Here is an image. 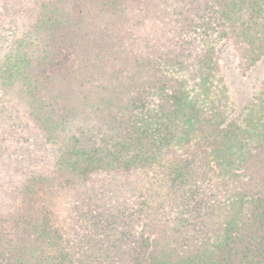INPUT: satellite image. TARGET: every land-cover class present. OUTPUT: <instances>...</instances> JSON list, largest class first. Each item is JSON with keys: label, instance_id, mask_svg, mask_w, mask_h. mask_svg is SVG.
Returning <instances> with one entry per match:
<instances>
[{"label": "trees", "instance_id": "obj_1", "mask_svg": "<svg viewBox=\"0 0 264 264\" xmlns=\"http://www.w3.org/2000/svg\"><path fill=\"white\" fill-rule=\"evenodd\" d=\"M222 40L264 57V0H0V264H264V92L214 105Z\"/></svg>", "mask_w": 264, "mask_h": 264}, {"label": "rangeland", "instance_id": "obj_2", "mask_svg": "<svg viewBox=\"0 0 264 264\" xmlns=\"http://www.w3.org/2000/svg\"><path fill=\"white\" fill-rule=\"evenodd\" d=\"M214 40L213 34L208 35L206 40ZM207 46V44H205ZM205 49L201 47L199 57L195 58L197 61L191 68L180 70V72L166 75L173 80L169 82L168 90H173L181 81L180 73H185L189 79H193V83H189L192 86L196 82L197 75L209 72L208 67L205 65ZM215 58H217V70H212L213 75V92L212 100L216 107L226 106V111H231V115L228 120H240L237 122L246 121V112L249 106H260V100L262 92H264V57L255 62L248 70L245 66V59L237 54L234 45L230 40H222L215 47ZM175 74V75H174ZM177 81V82H176ZM226 91L227 94L223 92ZM220 92L223 99L217 93ZM225 92V93H226ZM246 110V111H245ZM261 117V114L258 115ZM262 118V117H261ZM178 155H182L179 146L173 148Z\"/></svg>", "mask_w": 264, "mask_h": 264}]
</instances>
